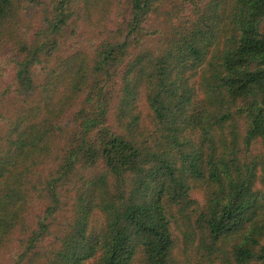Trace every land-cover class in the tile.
<instances>
[{
    "label": "trees",
    "instance_id": "1",
    "mask_svg": "<svg viewBox=\"0 0 264 264\" xmlns=\"http://www.w3.org/2000/svg\"><path fill=\"white\" fill-rule=\"evenodd\" d=\"M186 4L195 19L179 18ZM197 5L0 0V53L21 51L17 96L0 94V260L174 264L177 232L193 243L195 224L199 260L264 264V0ZM33 8L44 25L29 37ZM113 10L127 24L88 52L81 27Z\"/></svg>",
    "mask_w": 264,
    "mask_h": 264
},
{
    "label": "rangeland",
    "instance_id": "2",
    "mask_svg": "<svg viewBox=\"0 0 264 264\" xmlns=\"http://www.w3.org/2000/svg\"><path fill=\"white\" fill-rule=\"evenodd\" d=\"M120 0H118L119 3ZM198 4L197 6H202L203 2L206 3L207 0H197ZM33 7V6H32ZM195 7L194 5L190 4V5H184L183 8L185 9L182 14L179 16L180 19H183L184 21L188 20H193L195 19L196 15H195ZM193 9V11H192ZM116 10H113L111 16L109 17V19L107 21H105L103 26H100L99 28L96 27H92L89 28L87 25H83L81 27V34L83 35V39L84 40H89L90 43H87L85 41H83V43H86L88 46L91 45L89 47V49L87 50L90 53H94L97 50V47H100L101 45V39L104 38V36H102V31H111V34L115 31H117L120 26L122 25H126L127 21L129 19V14L127 15H115ZM126 14V13H125ZM26 25H30L27 34L29 37L33 36V32L38 30L39 27H41L42 25H44V23L42 22V17H41V12L40 11H36L34 8L32 11L29 12V16L27 18V24ZM106 26V29H105ZM154 26L152 25V23H149L148 25L145 26V29H148L149 31H153ZM160 26H158L157 24H155V28H158ZM262 31L264 32V22L262 23L261 26ZM143 33H146V31H143ZM135 36V35H134ZM63 41V40H62ZM79 42V41H78ZM150 45H154V49L157 50L159 47V42L157 41V36H153L151 37V41L149 43ZM73 45V43H72ZM62 47H66V44H64L62 42L61 44ZM85 46V45H83ZM21 57V51H19L18 47H12L11 49H6L4 51H2L0 53V94H6L7 93V97H11L14 98L17 96V91H16V83H15V74L17 72L18 69V61ZM41 66H39L36 70V73L41 72L40 70ZM8 106L10 105V102L7 103H3V105ZM138 105H140V110L142 112V127L145 130H151V128L153 127V122H152V117L149 111V106L145 101V97L144 94H142L140 96V99L138 101ZM263 107V106H260ZM0 109L6 113H8L9 109H2L1 105H0ZM259 109V107L257 108ZM114 117V112H111V116H110V123L109 125H111V123L114 121L113 119ZM50 167V165H46L40 168L41 171L44 170L47 171L48 168ZM260 191H262V195L264 196V187L259 185L258 186ZM207 190L206 187H204L203 184H201V189L198 190L197 192H193V195H196V199L201 202V198L202 195L204 194V192ZM65 191L62 192V195H64ZM45 207V206H44ZM43 215V208L39 207L36 212L33 211V214L29 213V216L27 217L28 222L29 223H34L35 221V215ZM259 214L264 215V200L261 201V206L259 208ZM65 215H67L68 220H72V214L69 212V210L66 208L65 209ZM60 217V216H59ZM99 219H101V216L98 217ZM59 220V219H58ZM194 235H195V239L193 243L189 244L187 242H185V240H183L184 238L177 232V236H178V244H177V248L175 250L174 253V264H224L225 263V259H224V255L223 254H218L217 253H212L209 257H204L203 253H204V249H202L201 251V256H200V260L197 258V251H199V249H201L202 247H205L201 240H200V232L199 230L196 228V225L194 224ZM207 239V238H205ZM53 240H49L47 241V243H51ZM17 242L13 241L12 244L10 245L11 248H16L17 247ZM206 245H208L207 243H205ZM192 245L194 248L197 246H202L200 248H196L193 249L191 246ZM231 248V246H230ZM229 248V249H230ZM9 251V250H8ZM14 255L10 254L6 252V254H4V256L2 257V260H0V264H13L12 262V257ZM217 257V258H216ZM250 264H260V262H253Z\"/></svg>",
    "mask_w": 264,
    "mask_h": 264
}]
</instances>
